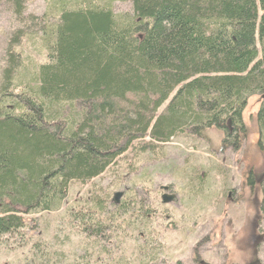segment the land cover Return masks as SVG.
I'll list each match as a JSON object with an SVG mask.
<instances>
[{"label":"trees","instance_id":"trees-1","mask_svg":"<svg viewBox=\"0 0 264 264\" xmlns=\"http://www.w3.org/2000/svg\"><path fill=\"white\" fill-rule=\"evenodd\" d=\"M44 1L39 16L28 0H0L16 25L0 50V237L25 230V216L59 211L73 184L135 148L154 153L216 129L222 151H240L253 97L264 151V0ZM32 40L44 62L22 52ZM92 195L93 209L70 215L100 234L108 195ZM115 206L124 229L140 218L128 200Z\"/></svg>","mask_w":264,"mask_h":264},{"label":"rangeland","instance_id":"rangeland-1","mask_svg":"<svg viewBox=\"0 0 264 264\" xmlns=\"http://www.w3.org/2000/svg\"><path fill=\"white\" fill-rule=\"evenodd\" d=\"M27 6L28 14L40 16L46 4L28 0ZM115 7L123 12L130 5ZM14 30V21L0 7V50ZM21 49L30 59L45 61L38 41H25ZM259 107V98H251L244 112L248 138L238 152L220 149L223 134L216 129L203 140L181 134L154 153L135 148L99 179L73 184L62 209L25 216V230L0 237V264H264ZM94 192L108 195L100 234L70 215L93 209ZM119 192L124 194L120 204L128 200V215L140 217L128 219L125 229V216L117 215L114 204ZM165 193L175 195V201L163 204ZM112 216H118L120 231L110 230Z\"/></svg>","mask_w":264,"mask_h":264},{"label":"water","instance_id":"water-1","mask_svg":"<svg viewBox=\"0 0 264 264\" xmlns=\"http://www.w3.org/2000/svg\"><path fill=\"white\" fill-rule=\"evenodd\" d=\"M166 191L168 190L167 188L165 189ZM123 193L119 192V193H116L114 195V204L115 205H119L120 204V199H122L123 197ZM176 199V196L173 195V194H168V193H165L164 195H162V203L163 204H171L175 201Z\"/></svg>","mask_w":264,"mask_h":264},{"label":"flooded vegetation","instance_id":"flooded-vegetation-1","mask_svg":"<svg viewBox=\"0 0 264 264\" xmlns=\"http://www.w3.org/2000/svg\"><path fill=\"white\" fill-rule=\"evenodd\" d=\"M249 181L251 182V183H253L254 181H253V178H249ZM168 193H169V191H168ZM199 264H203V262L201 261V262H199ZM249 264H260L259 262H257V261H252L251 263H249Z\"/></svg>","mask_w":264,"mask_h":264}]
</instances>
